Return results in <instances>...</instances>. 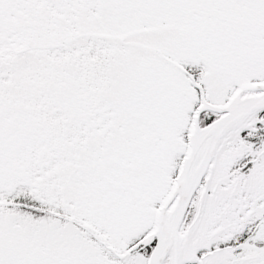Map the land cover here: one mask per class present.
Wrapping results in <instances>:
<instances>
[{
	"label": "snow or ice",
	"instance_id": "obj_1",
	"mask_svg": "<svg viewBox=\"0 0 264 264\" xmlns=\"http://www.w3.org/2000/svg\"><path fill=\"white\" fill-rule=\"evenodd\" d=\"M0 264H264V0H0Z\"/></svg>",
	"mask_w": 264,
	"mask_h": 264
}]
</instances>
